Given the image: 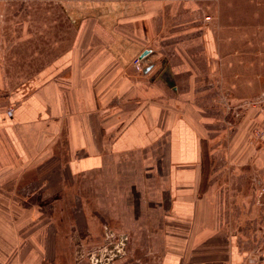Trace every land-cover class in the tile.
I'll return each mask as SVG.
<instances>
[{"label":"crops","instance_id":"1","mask_svg":"<svg viewBox=\"0 0 264 264\" xmlns=\"http://www.w3.org/2000/svg\"><path fill=\"white\" fill-rule=\"evenodd\" d=\"M140 1L113 20L66 9L64 20H46L42 8L43 20L23 22L42 40L26 58L11 50L0 68L9 91L0 103L14 106L0 107L1 186L11 184V200L42 202L30 212L46 218L34 226L43 239L28 244L44 254L27 253L25 264H92L77 262L78 250L105 245L108 230L132 239L114 264H264V250L253 257V239L247 247L239 230L246 220L247 232L258 228L257 197L246 211L234 203L238 225L219 221L227 187L212 181V159L223 126L212 125L201 95L239 102L264 90V0H219L212 21L195 3L196 16L184 18L169 14L168 0ZM145 49L138 73L132 60ZM164 57L178 92L160 78ZM254 121L250 108L233 135L237 160L252 157Z\"/></svg>","mask_w":264,"mask_h":264},{"label":"rangeland","instance_id":"2","mask_svg":"<svg viewBox=\"0 0 264 264\" xmlns=\"http://www.w3.org/2000/svg\"><path fill=\"white\" fill-rule=\"evenodd\" d=\"M141 2L140 0H0V68L6 67L9 62L7 60H10L9 52L11 50H15L16 54H22L23 58H26L30 54L28 51L31 48V41L33 40H42L41 38H37L35 35H33L32 30L26 29L25 20H43L40 13L37 12V9L39 8L40 4H45L44 9H49L51 12H57L60 8L62 10L67 11V13L71 12V14L74 16L77 13L84 14L85 12H90L91 15H98L99 20H113V10H116L117 13L127 15L132 14L135 10H137V4L136 2ZM149 1H155V0H149ZM160 2V0H157ZM169 3H173L175 5H171V7H175L171 14L172 16H186L189 18L192 17V14L194 13L193 5L194 4H188V3H195V13L197 10H200L201 17L205 19L206 16H211L210 19L207 21H212L215 19V14L217 15L218 9H219V0H168ZM195 1V2H194ZM168 2H166L167 4ZM53 4V6H51ZM188 4V6H187ZM200 4V5H199ZM168 5V4H167ZM178 5V7H177ZM205 9L203 8V6ZM37 6V7H36ZM184 6V7H183ZM114 7V9H112ZM139 7V6H138ZM170 7V8H171ZM181 12L178 11L176 8L180 9ZM108 9V13L107 12ZM215 10V11H213ZM190 12V13H189ZM208 12H213L212 14ZM99 13H101L99 15ZM188 13V15L186 14ZM194 13V16H196ZM46 20H58L56 18V14H51L50 17L46 18ZM16 22H20L22 24L16 25ZM17 36V37H16ZM44 50V48H43ZM26 62H24L25 64ZM25 66V65H20ZM3 83V82H2ZM4 84H7L5 82ZM8 85V84H7ZM10 86V85H9ZM8 86V87H9ZM11 89V88H10ZM9 91L2 87L0 90V96L1 98L6 97L5 95H8ZM214 91L211 89H207L204 92H202L201 95L205 96L203 98L209 99L211 94ZM264 92V90L262 91ZM262 92L255 95L253 99H256ZM218 102H214L213 98L207 100V102L203 105L205 109H207L209 112H211V118L213 123L212 125L217 127L218 123H220L222 126V131H218L219 133L216 136L215 141V151L218 147V152H215L214 158L212 159L214 163H216L217 172L216 175L213 174V180L218 183L217 189L221 190L220 188L224 189L227 187V190L225 191H218L219 195L221 197H226V205L225 207H221V211L219 213V221L221 222H228L230 221V224L238 225V223L241 221L240 217L238 216V212L234 211L235 205L234 203L242 206L243 211H246V202L249 200V198H255L257 197V200H254V205L257 208L259 212V218H258V228L254 229L253 233L251 234L250 231L247 232L250 227H248L247 220L241 222L242 226L239 228L241 232L243 242L247 247H250V241L251 238L254 241V245H252V253L253 257L260 258L262 254V250H264V145L262 143V146H258L255 148L253 144L251 143L252 136L250 137V144L253 147L252 151V157L249 158V160L246 161V158H243L242 160L235 159L234 153L232 152V142H233V135L236 130L240 127V123L244 118L246 117L247 112L250 108L255 110V123L254 128H256L258 131H261L264 129V111H262L261 107L262 105L256 104L251 105L250 107L244 105L242 108H238L240 112L239 118H234L235 115L231 112L229 114L228 119L233 120L238 124L237 128H231L228 127V124H226L223 121L222 116L224 117V112H228L230 105L231 108H234V104L238 101L236 100H230L228 101V97L224 96L223 92L219 93V96L216 97ZM252 98H249L248 100H251ZM227 101V102H226ZM245 101V100H242ZM200 102H205L204 100H201ZM229 102V103H228ZM228 103V105H227ZM12 105L10 103H0V107H4L8 110L9 107ZM208 111H205L206 113ZM230 111V110H229ZM235 112V110H233ZM232 118V119H231ZM234 121L232 123L234 124ZM252 130V131H253ZM224 144L221 148L220 145ZM246 162H253L249 165ZM212 162V165L214 163ZM248 165V166H247ZM238 167V168H236ZM243 167V168H242ZM247 167V168H246ZM15 173H8L6 175V178H10ZM5 177V176H4ZM5 179V178H4ZM0 179V245L3 247L8 246V248H0V261L9 262L10 258L14 256V258H19L20 264H25L26 261V254L30 253L34 256H40L39 252L44 254V249L40 250H32L28 247V244H30V241H37L39 239H43V233L37 234L34 232V226L36 224H39V222H43L46 220L45 217L42 218L41 211H35L36 216L33 215L30 211L33 210V208L30 207H40L44 208L42 205V202H36V201H17V200H11V192L13 189L11 188V184L2 185L1 183L7 182L5 180ZM17 191L16 189L14 190ZM249 196H245V195ZM247 200V201H246ZM74 204H72L73 206ZM238 205V206H239ZM249 205V204H248ZM225 210V211H224ZM9 214H8V212ZM39 212V213H38ZM247 215H244L245 217ZM249 217V216H247ZM246 217V218H247ZM68 226L73 225L71 220L67 218ZM223 222V223H224ZM250 222V221H248ZM6 225V226H5ZM9 225L10 227H8ZM70 228V227H69ZM74 228H71L70 230H73ZM109 229V228H108ZM30 230V231H28ZM109 234L110 232L107 231ZM106 232V234H107ZM33 233V235H32ZM114 233V232H113ZM37 236L35 237V235ZM72 234V232H71ZM105 234V235H106ZM125 234V233H124ZM59 234L55 235L58 237ZM129 240H132L129 238V235L126 234ZM51 236L53 234L51 233ZM73 236V234H72ZM33 237V239H31ZM71 237V235H70ZM53 238V237H52ZM53 240L52 244L53 246ZM12 241L19 242L16 249H10V244H12ZM117 241V242H116ZM111 242L118 243L119 242V236L114 233V237L112 238ZM106 245V244H105ZM104 246V245H103ZM101 246L98 249L95 250H78V254L82 253V258L79 259L77 262L85 258L84 260H88L89 256L92 255L94 252H99L100 250H103ZM39 251V252H38ZM52 251V250H51ZM125 254L122 256H126L128 253V250L124 249ZM77 254V255H78ZM129 254V253H128ZM121 257V258H122ZM91 262V260L89 259ZM82 262V261H81ZM105 260H102V263L99 264H105ZM115 262V261H113ZM92 263V262H91ZM261 264V263H259Z\"/></svg>","mask_w":264,"mask_h":264},{"label":"water","instance_id":"3","mask_svg":"<svg viewBox=\"0 0 264 264\" xmlns=\"http://www.w3.org/2000/svg\"><path fill=\"white\" fill-rule=\"evenodd\" d=\"M151 49H145L143 50L141 56H139L141 59L146 58L149 54H151ZM162 64L164 66L163 72L160 76V78L174 91L178 92V88L176 86V80L174 77V74L171 69L170 62L168 61L167 57H164L162 60ZM144 66V64H142ZM152 64H149L146 66L145 72L150 71ZM114 237V233H107L106 234V245L102 247L103 250H100L99 252H94L92 255L89 256V259L91 260L92 264H98L100 261L105 260V264H114L113 261L121 258L125 254V247L127 245V235L121 234L119 236V242L113 243L111 242L112 238ZM82 258V253H79L78 260Z\"/></svg>","mask_w":264,"mask_h":264},{"label":"built area","instance_id":"4","mask_svg":"<svg viewBox=\"0 0 264 264\" xmlns=\"http://www.w3.org/2000/svg\"><path fill=\"white\" fill-rule=\"evenodd\" d=\"M210 18H211L210 15L205 17L206 20H208ZM132 64H133V67L135 68L136 72L141 73L143 71L142 59L139 56H136L132 60ZM228 101H230V99ZM228 103H227V105H228ZM258 103H259V105H262V107H261L262 109L261 110L264 111V92H262L256 99H253L252 98L251 100H245V101L236 102L234 104V108H231L230 105H229L228 108H229L230 111L228 110V112H226V113L224 112L225 116L224 117L222 116L223 121L226 124H228V127H231V128H234V129L237 128V123L234 121V118H239L240 117V112L237 109L238 108H242L246 104H247L248 107H250L251 105H256ZM8 110L10 112H12L14 110V106L12 105L11 107L8 108ZM233 110H235V112ZM231 112L235 115V117L233 118V120L228 119L229 114ZM232 121H234V124L232 123ZM223 126H227V125H223ZM251 136H252L251 143L253 144V146H255V148H257L260 145L262 146V143L264 145V129L261 130V131H258L255 128L251 132ZM108 231L110 232V230H108Z\"/></svg>","mask_w":264,"mask_h":264},{"label":"flooded vegetation","instance_id":"5","mask_svg":"<svg viewBox=\"0 0 264 264\" xmlns=\"http://www.w3.org/2000/svg\"><path fill=\"white\" fill-rule=\"evenodd\" d=\"M45 6V4H40V6H38L39 8L37 9V12H39V10L40 9H42L43 7ZM51 6H53V4H51ZM37 7V6H36ZM47 10H49V9H47ZM51 14H56V18L58 19V20H64L65 18H67L66 17V13H65V10H62V8H60L57 12H51V11H49V16L51 15Z\"/></svg>","mask_w":264,"mask_h":264}]
</instances>
